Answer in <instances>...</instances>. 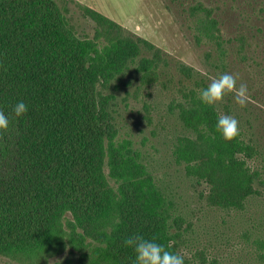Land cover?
I'll list each match as a JSON object with an SVG mask.
<instances>
[{"label":"trees","instance_id":"16d2710c","mask_svg":"<svg viewBox=\"0 0 264 264\" xmlns=\"http://www.w3.org/2000/svg\"><path fill=\"white\" fill-rule=\"evenodd\" d=\"M163 1L203 69L100 14L88 38L53 0H0V257L51 264L70 248L79 264H133L136 233L184 264H264V0ZM225 72L245 108L198 99ZM152 87L155 128L125 132L128 90ZM220 113L239 121L232 141Z\"/></svg>","mask_w":264,"mask_h":264},{"label":"rangeland","instance_id":"374dc122","mask_svg":"<svg viewBox=\"0 0 264 264\" xmlns=\"http://www.w3.org/2000/svg\"><path fill=\"white\" fill-rule=\"evenodd\" d=\"M61 10L67 22L76 33L82 37L92 38L95 23L91 14L113 21L125 30L127 34L140 37L156 47L174 55L187 65L199 70L203 69L201 62L189 45V41L179 26L173 21V14L166 8L163 0H53ZM126 81V78H124ZM122 88L119 100L126 97ZM129 89L127 98L128 109L126 114V129L134 135L150 136V131L157 122V90L144 88L141 90ZM149 109L151 124L147 123L144 108ZM149 147V145H148ZM153 156L160 155L152 152ZM155 154V155H154ZM80 253L72 249L65 250L60 256L52 260L51 264H79ZM0 264H16L0 257Z\"/></svg>","mask_w":264,"mask_h":264},{"label":"clouds","instance_id":"9594fccd","mask_svg":"<svg viewBox=\"0 0 264 264\" xmlns=\"http://www.w3.org/2000/svg\"><path fill=\"white\" fill-rule=\"evenodd\" d=\"M239 75L223 73L211 79L206 87L198 92V99L206 106H213L224 101L226 95H232L234 103L240 108H245L249 100L246 84L240 83ZM16 117H21L28 112V106L17 102L12 109ZM9 118L0 111V134L6 133L9 128ZM216 131L226 141H232L240 134L239 121L232 115L220 113L217 117ZM125 247L131 248L135 253L133 264H184L185 255L169 250L166 245L157 242L156 237H146L133 233L123 240Z\"/></svg>","mask_w":264,"mask_h":264}]
</instances>
